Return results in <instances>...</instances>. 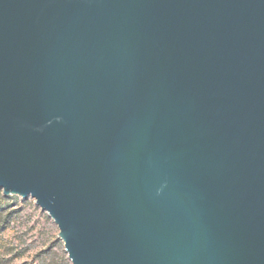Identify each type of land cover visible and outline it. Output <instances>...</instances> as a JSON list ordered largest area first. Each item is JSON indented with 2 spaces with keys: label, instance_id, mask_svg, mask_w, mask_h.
<instances>
[{
  "label": "water",
  "instance_id": "1",
  "mask_svg": "<svg viewBox=\"0 0 264 264\" xmlns=\"http://www.w3.org/2000/svg\"><path fill=\"white\" fill-rule=\"evenodd\" d=\"M0 188L72 264H264V0H0Z\"/></svg>",
  "mask_w": 264,
  "mask_h": 264
},
{
  "label": "rangeland",
  "instance_id": "2",
  "mask_svg": "<svg viewBox=\"0 0 264 264\" xmlns=\"http://www.w3.org/2000/svg\"><path fill=\"white\" fill-rule=\"evenodd\" d=\"M59 231L35 198L0 188V264H72Z\"/></svg>",
  "mask_w": 264,
  "mask_h": 264
},
{
  "label": "trees",
  "instance_id": "3",
  "mask_svg": "<svg viewBox=\"0 0 264 264\" xmlns=\"http://www.w3.org/2000/svg\"><path fill=\"white\" fill-rule=\"evenodd\" d=\"M65 247V246H64ZM65 252H66V250H65ZM67 253V252H66ZM68 255V254H67Z\"/></svg>",
  "mask_w": 264,
  "mask_h": 264
}]
</instances>
